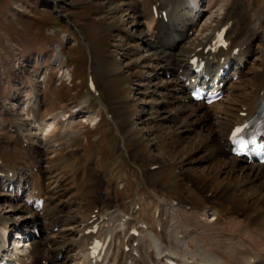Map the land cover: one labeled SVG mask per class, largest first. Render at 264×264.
<instances>
[{
	"label": "rangeland",
	"instance_id": "obj_1",
	"mask_svg": "<svg viewBox=\"0 0 264 264\" xmlns=\"http://www.w3.org/2000/svg\"><path fill=\"white\" fill-rule=\"evenodd\" d=\"M153 1L0 0V161L23 176L30 175L29 168L34 170L37 166L35 161H40L37 170H42L44 175L40 174L45 176L40 180L49 182V185L53 183L50 186L56 185L57 193L52 196L49 190L47 195H51L52 201L50 203L47 198L46 211L55 205L58 213L67 219L65 224L60 222L49 226L45 234L42 232L43 224L38 223L41 229L35 241L52 238L62 230L79 229L80 211L88 208L91 200L98 209L108 212L122 209L128 213L134 205L139 206L134 218L147 222L153 236L160 234L155 232L166 222L161 214L158 218L154 216L158 205L161 208L159 198L176 201V207L181 206L191 215L197 213L202 221L197 224L193 216L183 221L184 227L203 236L192 245V251L184 245L180 248L188 256L198 259L207 252L223 253V245L234 243L228 238L236 229H254L262 224L261 230L264 231V194L257 196L256 186L249 182L253 178L248 177V171L244 176L239 170L233 173L234 185L238 186L232 196L235 202L216 197L215 192L218 193L227 183L226 175L210 177L204 174L206 170L203 168L208 162L204 153L194 152L192 133L186 128L178 129L172 122L162 125L164 119L172 118L175 111L171 109L176 106L167 104L154 85L148 90L144 81L155 74L159 78L154 76V83L166 84L170 79L163 74L164 67L154 63L158 54L146 47V21L150 22L152 18L150 7ZM237 1L220 0V3L229 7ZM160 2L163 8L170 9L171 6L165 7L170 2ZM243 2L246 3L244 11L263 14L261 24L257 25L258 36L252 40L253 44L250 42L252 56L249 65L243 71L237 68L236 79L229 80L232 86L234 82L241 88L240 92L248 93L250 81L259 70L258 58L264 51V33H261L264 32V0H240ZM171 9L169 11L173 15L174 8ZM217 26L219 24L213 28ZM145 58L152 62L149 68L142 63ZM244 60L247 62V57ZM89 76H93L99 96L88 90ZM64 77H70V82ZM231 85L228 83V87ZM165 94L169 95L166 97L169 101L175 97L174 91H166ZM226 94L214 93L222 95L218 101L224 100ZM36 102L41 114L38 113L37 118L54 117L57 120L55 131L42 139L44 147L37 144L39 133L34 131L35 119L31 111L28 110V115L26 112ZM77 106L83 108L81 111L89 107L95 118L73 114L80 110L75 109ZM104 107L109 111L107 114L112 113V121L107 120ZM18 125L22 126L31 153L19 148V134L14 130ZM20 150L34 157L33 162L28 156L27 160ZM190 156L196 161L189 166L187 159ZM151 165L162 167L149 172V168H153ZM89 174H92V180ZM148 174H153L157 196L145 182ZM200 179L211 184L208 192L211 195L202 187H196L195 183ZM2 183L0 181V186ZM21 189L16 183L12 190L6 192L0 188V215L19 219L20 215L11 212L8 202L14 196H18L19 203L22 202L25 192ZM212 209L218 211L217 220ZM204 210L206 214L203 216ZM102 213L99 210L96 214ZM211 216L214 223H211ZM158 219L160 226L156 223ZM19 227L11 226L10 232L18 241L23 238V234L20 235L22 231H25V239L35 233L30 224L22 223ZM27 249L28 246H24L22 252L27 259L33 262L41 260ZM61 253L64 255L63 250ZM68 255L67 258H55L54 264H80L76 252L70 251Z\"/></svg>",
	"mask_w": 264,
	"mask_h": 264
},
{
	"label": "bare ground",
	"instance_id": "obj_2",
	"mask_svg": "<svg viewBox=\"0 0 264 264\" xmlns=\"http://www.w3.org/2000/svg\"><path fill=\"white\" fill-rule=\"evenodd\" d=\"M167 2L170 3H167L165 7H173L175 13L172 11L174 13L172 15V13L170 14L167 12L166 16L160 21H156L155 17L151 18L150 22L146 19L148 39L145 41L146 47L154 49L155 55L158 54L157 62L154 63L159 65L160 68L164 67L163 74L169 75L170 78H168L169 80L166 84H162V82L154 83L152 78L154 76L155 78H159V75L155 74L152 75L153 77L145 78L144 81L146 86L149 90V87H153L154 85V87L159 89L161 98L171 106L175 104L177 108L171 109V111H175V113L172 115V118L169 117L164 119L162 125L172 122L174 125L178 126V129L180 127L186 128L187 132L192 133L195 138V145L192 146L194 152L200 151L204 153L205 159H207L206 161L208 162L204 165L205 168L203 169L206 170L204 174L210 177L214 176V174L226 175V181H224L227 183L218 193L215 192L216 197L226 201H234L232 200V196L238 190V186L234 185L236 181L233 173L237 170L242 171V176L248 171V177L250 176L253 178V180L249 182H252L256 186L257 196L262 197L264 194V165L250 164L248 163V159L238 158L232 155L228 138L234 125L242 120L241 116L245 112L249 115H255L254 110L263 103L264 51H262L261 57L258 58L259 70L253 77V80L250 81L248 93L240 92L241 88L236 86L234 82L232 86V82L229 81L234 79L237 68L230 77L225 78L221 82H218V77L216 75H211V73L218 68V57L225 56L227 60L232 59L233 56H231L230 53L235 47L240 48L238 56L235 57L239 62H242L249 55L252 56L250 42L258 36L257 25L261 24L260 20L263 14L256 15L255 12H250L246 9L244 11L246 3H240V0L230 4L229 7H224L225 5L223 6L220 0H167ZM234 6L238 8L234 9ZM165 18L168 19V22L174 20V18L176 21L175 23L173 22L174 24L172 25L164 24ZM229 20L233 21V25L227 33L228 39L231 42L229 50L227 52H219L216 56L212 57V60L208 63V72L206 74L199 75L193 72L188 64L189 56L194 53L196 49L201 48L198 55L209 57V52L205 53L204 50L214 34L213 26L218 23L223 25ZM208 22L210 23L209 27L207 26ZM154 23L158 25L159 30L156 31V34L153 33L155 29L152 28ZM202 27L205 28V30H203ZM189 31H192L190 36L188 35ZM149 39H153V42ZM156 42H158L159 45H157ZM165 44H167V46H165ZM186 45L187 47H183ZM214 57H216V59H214ZM142 63L146 68L152 65L149 58L143 59ZM222 83H224L225 86L220 89V84ZM228 83L231 87H228ZM197 85L204 91L206 99L215 92L227 93L226 97H224L225 99L222 101H216L209 105L205 102H193L189 96ZM166 91L175 92V97L172 96L171 101L166 99V97L169 96L165 94ZM229 92L232 93L230 94ZM185 100L187 102H185ZM181 101H184V103H181ZM38 108L39 106L36 102V104L28 107L26 112L28 115V113L30 114L28 110L31 111V116L35 119L33 122L35 127L34 131H38L40 136V138L38 136L37 144L40 147H44L45 141L42 139L55 131L57 120L54 117L46 119L37 118V114L39 113ZM193 126H195L196 129H192ZM16 131L17 133L22 132V126L18 125ZM175 134L178 135V133ZM21 144L22 142L20 143V147L23 149ZM40 147H37V149H40ZM27 156L30 160L34 158H31L30 154H27ZM35 157L37 156L35 155ZM187 161V164L190 166L193 161H196V158L194 159L190 156ZM38 162L35 161L37 166L39 165ZM37 166L34 167L35 170ZM32 171L34 170L32 169ZM152 176L153 174H148L144 179L147 186L151 188L152 192L157 196ZM89 177L92 180V174ZM0 181H3L2 186H0L2 191L5 190V187H10L12 190L16 183L17 188L21 186V190L25 192V199L22 200V202L19 203L18 196L10 198L8 202V207L11 209V212H13V214L16 212V214L20 215L19 219H21V221L19 219L6 218L0 215V261L7 257L21 255L23 247L28 246L30 254H36L42 262L47 261V264H54V259L60 256H65L67 258L70 251L76 252L80 264H83L86 247L93 238V235L86 234V230L90 225L99 222L100 219L103 218L101 229L96 235L101 234L102 236L105 233H112L114 237L113 247L111 243L106 252L105 260L108 261V264H111V261L112 264H167V259L172 257V255L178 258L180 264H264V231L261 230L262 224L254 229L252 227H246L239 231H237V229L234 230L235 232L228 238L229 241L234 243L223 245V253H203L200 255L201 259L193 258L192 255L188 256L180 250L181 246H187L192 251V249H194L192 245H194L195 242L197 244V241H199V238L203 235L192 232L187 229V227H184L183 221L189 219L191 216L194 217L193 219L196 220L197 224L202 221H200V217L197 213L191 215L186 212V210L183 211L181 206L174 207L171 201L161 200V198H159L161 205L160 214L161 218H166V222L161 226L160 234H154V236H151L153 233L149 226H147L146 232L143 229L138 231L139 235L137 238L131 235L130 230L136 224H132L130 221H124V216L126 214L121 210L110 214H106V212L95 214V220L92 224H89V220L92 219L90 215L93 212L80 211V219L78 220L79 229L58 231L59 233L52 238L45 237V239H41V241H35L34 237L31 235L28 239H25L26 242L25 240L18 241L12 236L8 239L7 237L13 229H11V226L19 229V226L24 223L27 226L30 224L32 228L36 229L37 224L42 223L44 232L49 228V221L52 225L60 222L65 224L67 219L65 216L58 213L59 211H57V206L55 205L51 207V210H45L44 212V209H46L49 204V202L47 203L46 201L47 192L50 190L52 196L57 194L56 185L50 186L53 183L50 182L51 184L49 185V182H47L45 189V184L42 183V180L37 176L34 177L31 183H28L29 181H26L24 176L19 175V173L3 164L0 165ZM195 185L198 189L202 187V190H205L207 193L211 191V184L209 182L207 183L205 179L198 180ZM36 190L40 193V196L42 195L44 197V204L42 206L43 211L41 212L32 210L29 203L31 199H37L34 195ZM51 195L48 196V201H50V203L52 201L50 198ZM33 203L34 202H32V204ZM92 205L95 204L92 202ZM87 213H89L88 217L86 215ZM212 215L215 216L216 212L213 211ZM38 217L40 219H38ZM64 218L66 219L65 221L63 220ZM156 223L159 224V219ZM201 227L200 225V228ZM178 234H180V238ZM115 242L117 243L115 244ZM135 242L137 245L133 248ZM9 243H11L13 253L9 251V248L7 252L3 253L2 250ZM176 244L180 245V247L175 246ZM43 246L47 247L42 248ZM127 246L130 248L128 252H125V247ZM62 250L64 251V255L61 253ZM149 251H151V253ZM253 259L254 262H251ZM37 262L38 261H35L34 263ZM42 262L40 264H43Z\"/></svg>",
	"mask_w": 264,
	"mask_h": 264
},
{
	"label": "snow or ice",
	"instance_id": "obj_3",
	"mask_svg": "<svg viewBox=\"0 0 264 264\" xmlns=\"http://www.w3.org/2000/svg\"><path fill=\"white\" fill-rule=\"evenodd\" d=\"M240 130L239 129H237V132H239Z\"/></svg>",
	"mask_w": 264,
	"mask_h": 264
}]
</instances>
